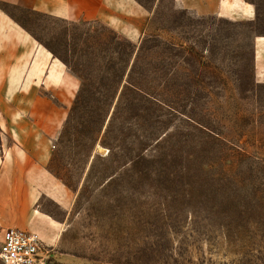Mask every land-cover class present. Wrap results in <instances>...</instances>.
I'll list each match as a JSON object with an SVG mask.
<instances>
[{
	"label": "rangeland",
	"instance_id": "rangeland-1",
	"mask_svg": "<svg viewBox=\"0 0 264 264\" xmlns=\"http://www.w3.org/2000/svg\"><path fill=\"white\" fill-rule=\"evenodd\" d=\"M135 1L136 39L0 3L67 73L60 194L41 206L63 225L53 264H264V0L239 22Z\"/></svg>",
	"mask_w": 264,
	"mask_h": 264
},
{
	"label": "crops",
	"instance_id": "crops-1",
	"mask_svg": "<svg viewBox=\"0 0 264 264\" xmlns=\"http://www.w3.org/2000/svg\"><path fill=\"white\" fill-rule=\"evenodd\" d=\"M71 22L101 21L131 39L140 37L145 10L135 0H0ZM197 18L255 21L257 7L247 0H175ZM132 32V33H130ZM25 28L0 8V230L38 234L53 247L62 222L41 211L44 198L57 200L58 183L50 170L65 127L64 107L54 87L67 73L35 46ZM44 59V66L31 64ZM34 58V59H33ZM41 70V71H40ZM254 74L264 84V34L254 40ZM41 81L40 84L38 81ZM69 81V80H68ZM67 82V81H66ZM65 82V83H66Z\"/></svg>",
	"mask_w": 264,
	"mask_h": 264
},
{
	"label": "built area",
	"instance_id": "built-area-1",
	"mask_svg": "<svg viewBox=\"0 0 264 264\" xmlns=\"http://www.w3.org/2000/svg\"><path fill=\"white\" fill-rule=\"evenodd\" d=\"M0 242L2 264H53L54 248L38 234L18 228L4 230Z\"/></svg>",
	"mask_w": 264,
	"mask_h": 264
},
{
	"label": "trees",
	"instance_id": "trees-1",
	"mask_svg": "<svg viewBox=\"0 0 264 264\" xmlns=\"http://www.w3.org/2000/svg\"><path fill=\"white\" fill-rule=\"evenodd\" d=\"M1 9L4 10L3 8H1ZM215 190L217 192H219V195H221L222 193L223 194L226 193L227 188H226V185H224L223 187L220 186L219 189L216 188ZM253 200L255 201V204H257V206H260V208L263 206L262 201H261V197H259V194L257 193L256 190H254V192H253Z\"/></svg>",
	"mask_w": 264,
	"mask_h": 264
}]
</instances>
